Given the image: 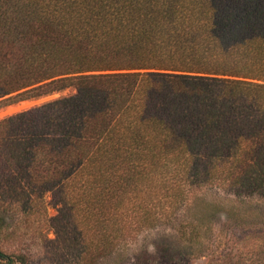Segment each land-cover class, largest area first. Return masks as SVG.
<instances>
[{
    "label": "trees",
    "instance_id": "16d2710c",
    "mask_svg": "<svg viewBox=\"0 0 264 264\" xmlns=\"http://www.w3.org/2000/svg\"><path fill=\"white\" fill-rule=\"evenodd\" d=\"M67 88L0 119V189L27 213L49 192L78 262L194 189L264 193V0H0V107Z\"/></svg>",
    "mask_w": 264,
    "mask_h": 264
},
{
    "label": "rangeland",
    "instance_id": "374dc122",
    "mask_svg": "<svg viewBox=\"0 0 264 264\" xmlns=\"http://www.w3.org/2000/svg\"><path fill=\"white\" fill-rule=\"evenodd\" d=\"M73 92L67 88L0 107V119ZM9 194L0 189V212L12 231L0 238V248L25 255L26 264H264V193L238 196L210 184L194 189L174 220L138 232L108 254H88L83 262L79 248L70 246V213L49 192L46 206L34 207V213ZM186 222L197 226L191 241L180 233Z\"/></svg>",
    "mask_w": 264,
    "mask_h": 264
}]
</instances>
